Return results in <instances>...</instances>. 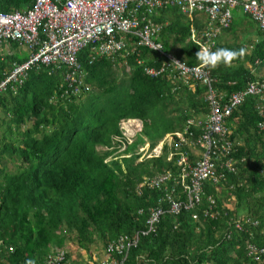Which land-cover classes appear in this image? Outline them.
<instances>
[{
    "label": "trees",
    "instance_id": "16d2710c",
    "mask_svg": "<svg viewBox=\"0 0 264 264\" xmlns=\"http://www.w3.org/2000/svg\"><path fill=\"white\" fill-rule=\"evenodd\" d=\"M24 3L0 0V11L11 12ZM231 13L228 28H220L216 36L225 34L232 42L221 47L238 50L250 44L242 59L210 71L216 79L214 98L222 105L228 94L264 81L257 75L264 68V37L239 5ZM233 17L249 21L242 27L250 32L245 40L239 38ZM202 18L205 25L209 23L202 11L195 10L190 19L179 8L158 11L152 19L160 29L162 51L173 53L187 66L197 65V46L188 35L190 25L198 30L196 20ZM219 45L215 43L214 49ZM94 50L87 46L77 55L90 86L86 95L55 101L52 95L61 81L58 71L51 76L31 71L16 95L0 93V112L7 120L0 135V264H26L29 259L42 264L67 241L88 252L96 240L104 248L117 237L134 233L138 242L122 264H264V255L253 259L245 252L246 241L264 249V93L244 95L230 112L229 138L242 139L244 147H238L236 157L230 156L228 167L215 166L223 177L208 180L199 203L190 209L182 203L172 211L159 200L164 190L136 186L158 174H172L166 191H172L173 202L184 201L176 185L174 158L167 160L163 150L157 158L138 161L135 141L124 150L128 157H123L118 152L120 140L116 141L121 137L118 124L140 120L141 132L152 147L165 133L179 130L187 114L195 118L199 110L205 112L202 91L190 92L187 87L172 93L171 65L158 77H147L142 67H156L162 60L150 50L136 49L140 65L133 57L123 65L95 55ZM23 59L6 57L0 73ZM170 74L176 76L172 70ZM27 123L30 126L21 131ZM208 196L213 204H208ZM225 201L234 202V210H228ZM156 208L161 213L149 230L147 222ZM68 252L65 249L63 264H83L79 255L71 259ZM114 256L118 263L121 255Z\"/></svg>",
    "mask_w": 264,
    "mask_h": 264
},
{
    "label": "built area",
    "instance_id": "2783aa9c",
    "mask_svg": "<svg viewBox=\"0 0 264 264\" xmlns=\"http://www.w3.org/2000/svg\"><path fill=\"white\" fill-rule=\"evenodd\" d=\"M180 1L187 5V13L193 10L202 11L209 19V23L203 30L204 34L199 35L202 41L197 39L196 31L190 28L189 39L198 45L199 50L209 49L213 45L212 38L220 28L228 26L231 9L236 5H239L242 12L256 21L259 28L264 31V0ZM165 3H167L166 0H33L31 8L21 15H0V37L21 39L31 45H37L38 40L35 39L38 31L40 33L39 45L30 48L32 54L26 63L15 69L9 78H15L22 68L29 69L38 64L51 65L54 69L65 71L63 79L67 88L73 89L76 86L75 83H79L81 78L80 66L77 62L79 51L91 46L95 49V55L98 56L109 57L113 53L122 56L133 54L135 49H126L121 41L123 35L129 40L132 39V44L136 47H145L159 53L161 46L157 43V38L160 29L148 18V14L150 9ZM136 63L140 62L136 61ZM177 68L183 76L193 75L197 78H204L203 83L207 82V72L201 64L192 68ZM145 73L147 75L157 74L148 68H145ZM262 93H264V81L250 83L244 92L231 95L227 104L221 109L213 93H208L207 100L210 109L205 125L207 133L201 144L204 148V155L203 160L192 170L193 178L196 180L212 178L213 175L207 163L208 157H216L229 150L228 143H220L215 138V136L223 138L226 133L222 126L224 118L241 101L242 96H259ZM225 166L228 167L229 164L225 163ZM179 208L180 205L175 203L170 206L172 211H177ZM160 213L159 210L151 211L148 220L149 230L150 225L157 221ZM136 237L137 235L131 242L127 241L125 244L122 243L123 239H120L114 248L108 246L99 264H118L110 254L112 251L126 252L129 246L135 244ZM63 262L64 252L55 250L43 259L42 264H63Z\"/></svg>",
    "mask_w": 264,
    "mask_h": 264
},
{
    "label": "clouds",
    "instance_id": "9594fccd",
    "mask_svg": "<svg viewBox=\"0 0 264 264\" xmlns=\"http://www.w3.org/2000/svg\"><path fill=\"white\" fill-rule=\"evenodd\" d=\"M167 3L162 4L159 7H154L152 9H150V12L148 14V18L153 22V17L156 16L158 14V11L163 10L167 7H172V8H179V10L184 13L188 19L191 18L192 13L195 11H191L190 13H187V5L180 1V0H166ZM238 2V0H237ZM232 14V13H231ZM246 15L250 20H252L247 14ZM231 20V18H230ZM254 21V20H253ZM256 22V21H255ZM154 23V22H153ZM155 24V23H154ZM204 26L202 28V30L200 32H198L197 30H195L196 32V36L197 38L199 37V33L203 32L204 27H205V23L203 22ZM230 24V22H229ZM228 24V26H229ZM156 25V24H155ZM256 29L261 33V35L264 37V31H262L259 28L258 23L256 22ZM228 26L226 28H228ZM190 28L191 25H190ZM193 29V28H192ZM160 34V32H159ZM218 34V33H217ZM216 34V35H217ZM215 35V36H216ZM122 36V35H119ZM190 36V29H189V35H188V40L190 42H192L189 39ZM214 36V37H215ZM199 39V38H198ZM126 49H131L134 48V53L127 55V56H122L119 54H111V56L106 57L113 60H119L121 62V64L125 65L126 63V59L128 57H133V60L138 61L137 57H138V52L136 51V49H146L145 47H136L134 44H132V39L129 40L127 38V36L123 35V38L121 40ZM157 43L160 44L161 48H160V52H155L159 55V57L162 58L161 62L156 66V67H152V66H144L142 67V71L143 73L149 77V78H153L155 75H147L145 73V68L151 69L155 72H159L162 68L168 67L172 64L173 60H174V54L171 52H163L162 51V44L159 41V35L157 38ZM193 43V42H192ZM212 43L213 45L208 48H203L199 50V47L197 44L193 43L195 46H197V53H196V58L199 61L197 65H192V66H187V68H192V67H197L200 64L202 66L205 67L206 72H207V79H206V83H203L202 81L204 80V78H197L194 77L193 75H187V76H183L180 74L179 69L177 67H172L170 68L169 72H168V76L171 80H173L174 82L181 80L182 84H188L191 83L192 85H194L195 87L201 89L202 91V96H203V101L205 103V105L207 106V116L205 117V120L202 121L200 119L195 118H189L186 117L185 119H183L182 122V126L179 130H176L175 132V137L172 141V144L170 146V148L167 151V160H169L170 157L174 158V166H175V170H176V177L175 180L180 182V187L178 188V190L181 189V195L184 196V201L182 202H173L171 199V194L172 191H166V183L168 182V180L170 178H172V174L168 175V174H158L156 175L154 178L150 179V180H146V181H141L137 186L136 189L137 190H141L143 189L144 186H147L148 189H154L157 191H162L164 190V194H163V198L159 197V200L162 202L164 201L165 204L170 208L172 203H175L177 205L182 206V203L185 205V207L187 209H190L194 204L199 203L202 199V196L204 195V185L208 183V180L210 179H218L222 178L223 175L220 174L219 172L215 171V166L217 164H222V163H230V156L233 155V157H236L235 154L237 152L238 147H244L243 143H242V139H231L229 138L230 136V128H228V117L230 115V112L235 109L236 107H238L241 104V101L234 106L231 111L229 112L228 116H226L224 118L223 121V128L225 129V135L223 136V138H219L218 136H215L216 139H218L220 141V143H228L229 144V150H227V152H222L221 154L217 155L216 157L214 156H210L207 159V163L209 165L210 171L212 172V178H204L201 180H196L195 178H193L192 176V170L196 167V165L201 162L203 160V153H204V148L201 146L203 140H204V136L207 133V129H206V124L208 121V115H209V102L207 100V96L208 93L211 92L213 93L214 97L215 94L212 90L213 84L216 81V79L214 77L211 76V69L214 70L217 67L223 65L225 67H230L232 62L234 60L237 59H242L245 55H246V50L244 48H240L238 50H233V49H227V48H218L215 51H210V49H213L215 47V41L212 39ZM83 50V49H82ZM149 50V49H147ZM81 51V50H80ZM79 51V52H80ZM135 54H137V56H135ZM78 55V54H77ZM105 57V56H104ZM28 59H23L21 62L16 63L13 67L7 69V71L4 73H1L0 75V93L3 92H9L11 93L10 96L12 95H16L18 90L23 86L24 81L27 78V74L31 71L33 72H44L46 73V76H51L53 73H55L56 71L59 72V77L61 79L57 89L55 90V92L52 95V98L55 99V101H57L59 99L63 100V101H68L69 98H73V97H79L80 95H86L88 92H90V86L89 84H87L85 82V77H86V73L85 71L82 69V67L80 66V73H81V78H80V82L79 83H75L76 86L73 87V89L71 88H67L66 82L63 79V75L65 73L64 70H58V69H54L52 68L53 66L48 65V66H44L41 64H38L37 66H32L29 69H24L22 68L21 71L19 73L16 74L15 78H9V76L11 75V73L17 69L20 68V66L24 63H26ZM140 62V61H139ZM137 64V63H136ZM141 62L138 64L140 65ZM171 70L173 71V74L176 75L174 77H171ZM264 80V79H263ZM11 82V83H10ZM243 92L242 90L236 92V93H231L227 95V99H229V97L231 95L237 94ZM225 95V94H224ZM261 95L257 96L260 97ZM243 97V96H242ZM264 98V95H263ZM215 99V98H214ZM216 101V100H215ZM217 102V101H216ZM223 102V101H222ZM222 102H217L219 109H221L224 105H222ZM228 102V101H227ZM227 104V103H226ZM225 104V105H226ZM256 108H259V106H256ZM259 112H261V110L259 109ZM131 120H135V119H126V120H121L118 124L119 130H120V135L121 137H117V140H120V143L123 144L125 142V138L123 137V132H122V127L121 124H123L126 121H131ZM258 127L261 129L262 125L258 124ZM124 130L126 131V129L124 128ZM1 135V133H0ZM217 135V134H215ZM214 136V135H213ZM126 143V142H125ZM126 158L128 157L125 156ZM150 157L146 154H142L138 161H140L141 159H149ZM235 160L237 158H234ZM243 161V160H242ZM162 179V180H161ZM161 181V182H160ZM160 182V183H159ZM158 184L157 186H154L156 184ZM138 193V191H136ZM140 192V191H139ZM215 193H218V189L215 191ZM206 200L208 202V204H213L214 203V199L211 196L206 197ZM231 209L230 211L234 210V202L231 203ZM161 208H156V210H160ZM203 211L209 212V209H205ZM239 221H241L242 219H238ZM148 223V222H147ZM230 223V220H229ZM255 224V223H254ZM236 227L240 226L239 222H235ZM241 227V226H240ZM240 229V228H238ZM225 232V231H224ZM137 235L136 237V242L134 245L129 246L127 251H123L122 253H117L116 251H112V253L110 254L111 257L113 258V260L117 263V260L115 258L114 255L120 254L121 255V259L119 260L118 264H122L123 261L126 258V255L128 253V251L130 250V248L134 247L137 242H138V233H134V235L132 237L130 236H119L117 237V239L115 240V242H111L108 246H112L114 248V246L116 245V242L120 239H123L122 243H126L127 241L131 242L134 238V236ZM126 238V239H125ZM125 239V241H124ZM105 246L104 248L102 247V253H101V258L95 262L96 260L93 258V254L92 256H87L88 259H84L81 255L80 262H83V264H93V263H98L99 261L103 258L104 254H105V249L108 247ZM64 248V247H63ZM55 250H62L64 252V250L61 249H55ZM54 250V251H55ZM114 250V249H113ZM245 252L246 254L249 256H252L253 259H255V257H257V255H264V249H258L256 247H254L252 244H249L247 241L245 242ZM83 251V250H81ZM85 252V251H84ZM83 252V253H84ZM86 253V252H85ZM81 254V253H80ZM26 264H36V261L33 259H29L28 261H26Z\"/></svg>",
    "mask_w": 264,
    "mask_h": 264
},
{
    "label": "bare ground",
    "instance_id": "6f19581e",
    "mask_svg": "<svg viewBox=\"0 0 264 264\" xmlns=\"http://www.w3.org/2000/svg\"><path fill=\"white\" fill-rule=\"evenodd\" d=\"M62 1V0H61ZM33 4V0H26V4H22L21 5V8H18L17 10H13L11 12H1L0 11V15H13V14H23L24 12H26L27 9L31 8ZM40 37V33L38 31V34H37V37L35 40H38L37 42V45H31L29 43H26L25 40H21V39H10V38H3V37H0V64H5V58L8 57V56H11V55H15L17 57H22V50H23V47L27 49L28 53H25L23 55L24 59H28L29 56L32 54V49H30L31 47H35V46H38L39 45V38ZM13 45H15L16 47H19V52L18 53H15L13 52ZM16 63L12 62L10 63V66L9 68L13 67ZM171 66H175V67H181V68H187V65H185V63L181 60H179L178 57H174V60L171 64ZM8 68V69H9ZM1 71V70H0ZM1 75V73H0ZM157 74L154 76L156 77ZM158 77V76H157ZM170 82V85L172 86L174 84V81L173 80H169ZM169 118H172V116ZM137 119L135 120H131L130 122L131 123H136L137 124V128H139V131L138 133L139 134H142L141 132V122H139L140 120L136 121ZM129 123V122H128ZM128 125V124H127ZM134 126V125H133ZM129 131V130H128ZM175 132H168V133H165L164 136L162 138H160L158 141H156V143H154V145L152 147H150V143L148 142V140L146 139V137L144 136L143 137V144H141L140 146H138L136 148V154L139 155V157L142 155V154H146L148 155L150 158H157L161 155L162 151L163 150H166L168 151L167 147L166 146H162L161 147V150L158 151L156 148L159 147L158 143H160V141L164 140L166 141L168 138H171L174 139L175 137ZM138 135H136V138H137ZM135 138V139H136ZM135 139L130 142H127L125 140V142L123 144H121V146L119 147L118 149V152H122V156L125 157L127 156L128 154H125L124 150L126 149L127 145H130L132 142L135 141ZM172 144V142H171ZM161 145V143H160ZM176 185L177 187L179 188L180 187V182L176 181Z\"/></svg>",
    "mask_w": 264,
    "mask_h": 264
},
{
    "label": "rangeland",
    "instance_id": "374dc122",
    "mask_svg": "<svg viewBox=\"0 0 264 264\" xmlns=\"http://www.w3.org/2000/svg\"><path fill=\"white\" fill-rule=\"evenodd\" d=\"M241 17V16H240ZM240 20H242V18H239ZM249 22V21H246V23ZM229 37V36H228ZM230 38V37H229ZM224 39H226V36L224 37ZM232 42V40H231ZM230 42V43H231ZM248 44L245 46V50L248 51ZM19 47H16L13 45V52L15 53H18L19 52ZM25 53H28L27 49L23 47V50H22V54L24 55ZM247 53V52H246ZM257 75L259 76V78L261 79H264V68L261 69L259 72H257ZM174 109V107H171ZM175 115V114H174ZM173 115V116H174ZM173 119V118H172ZM200 120L204 121L205 119L203 117H199ZM183 121V119H181ZM138 121V120H136ZM129 122V123H128ZM175 122H179V121H175ZM7 124V120H6V117L0 112V133L1 131L3 130L4 128V125ZM128 124V125H127ZM134 125V126H133ZM30 126V123H27L25 124L24 126H21L20 130H24L25 128H28ZM121 127H122V132H123V137L125 138V140L127 142H130L131 140L133 141L135 138H136V135L137 136V139L135 140V147L137 146H140L141 144H143V137L144 135L143 134H139L138 131H139V128H137V124L136 123H131L130 121H126L124 122L123 124H121ZM124 128L126 129V131L124 130ZM129 130V131H128ZM141 141V142H140ZM173 141V139L171 140V138H168L166 141L162 140L160 141V143H158L159 147L156 148L158 151L161 150V147L162 146H166L167 149L170 148L171 146V142ZM7 167L10 168V164L7 163ZM226 202V201H225ZM230 205H232L231 203H227L225 204V207L230 210L231 207ZM74 243H72L71 241H67L65 244H64V248H62L64 251L65 249L67 251H69L68 253H71V259H73L75 257V255H79V259H82L81 258V255L84 259H88L87 256H92L93 254V258L96 260L95 262H97L100 258H101V253H102V245H101V242L96 240L95 243L93 245H91L89 247V251L88 252H84V251H81L79 249H77L76 246L73 245ZM84 252V253H83ZM81 253V254H80ZM83 260V259H82ZM84 261V260H83Z\"/></svg>",
    "mask_w": 264,
    "mask_h": 264
},
{
    "label": "crops",
    "instance_id": "0c3cea01",
    "mask_svg": "<svg viewBox=\"0 0 264 264\" xmlns=\"http://www.w3.org/2000/svg\"><path fill=\"white\" fill-rule=\"evenodd\" d=\"M233 18L235 19V23L238 24V29L237 30H239L238 31L239 34H240L239 38L241 39L242 36H244V40H245V38H248L249 37V35H250L249 33L250 32H247L245 30H242V27H245L247 25V23L244 22V21H242V20H240L238 17L237 18L236 17H233ZM196 21H197L196 22V27L198 28V30L197 29L196 30L198 32H200L202 30V28H203V23H202L203 22V18L202 19H197ZM253 32H254V29H253ZM225 36H226L225 34H220V36H218V37L215 36V37L212 38L215 41V43H217L218 45L220 44L219 45L220 46L219 48H225V47H221V46L224 45V44H227V43H230L231 42V39L229 37H227V36H226V39H224ZM199 40L202 41V39L200 37H199ZM249 44L250 43H248V45ZM215 50H216V48L215 49L214 48L213 49H210V51H215ZM261 69H263V68H261ZM187 87L189 88L190 92H193V91L195 92V91L201 90V89L195 87L194 85H192L191 83H188V84H176L174 82V84L171 86V92L172 93H174L175 91L178 92L182 88H185L186 90H188ZM176 95L179 96L180 94L177 93ZM203 109L205 111L204 113H202V111L199 110L197 112V115H194L197 119H199V117H203L205 119V117L207 116V113H208L207 106L205 105V107ZM185 117H189V114H187Z\"/></svg>",
    "mask_w": 264,
    "mask_h": 264
}]
</instances>
